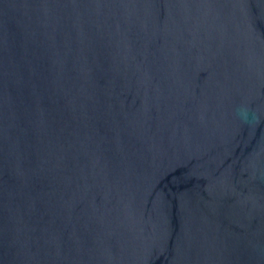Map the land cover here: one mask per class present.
<instances>
[{
    "label": "water",
    "instance_id": "1",
    "mask_svg": "<svg viewBox=\"0 0 264 264\" xmlns=\"http://www.w3.org/2000/svg\"><path fill=\"white\" fill-rule=\"evenodd\" d=\"M0 264H264V0H0Z\"/></svg>",
    "mask_w": 264,
    "mask_h": 264
}]
</instances>
